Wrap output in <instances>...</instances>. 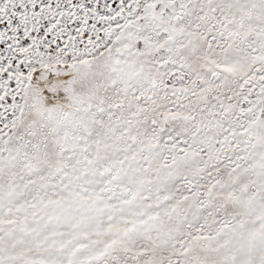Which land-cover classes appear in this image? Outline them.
<instances>
[{
	"label": "snow or ice",
	"instance_id": "1",
	"mask_svg": "<svg viewBox=\"0 0 264 264\" xmlns=\"http://www.w3.org/2000/svg\"><path fill=\"white\" fill-rule=\"evenodd\" d=\"M0 264H264V0H0Z\"/></svg>",
	"mask_w": 264,
	"mask_h": 264
}]
</instances>
